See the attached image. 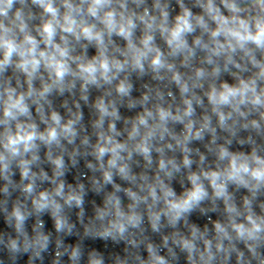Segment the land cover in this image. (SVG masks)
Wrapping results in <instances>:
<instances>
[{
	"label": "clouds",
	"instance_id": "1",
	"mask_svg": "<svg viewBox=\"0 0 264 264\" xmlns=\"http://www.w3.org/2000/svg\"><path fill=\"white\" fill-rule=\"evenodd\" d=\"M0 264H264V0H0Z\"/></svg>",
	"mask_w": 264,
	"mask_h": 264
}]
</instances>
